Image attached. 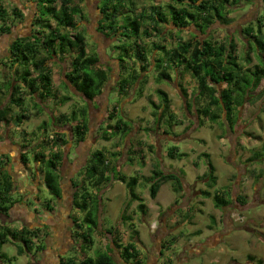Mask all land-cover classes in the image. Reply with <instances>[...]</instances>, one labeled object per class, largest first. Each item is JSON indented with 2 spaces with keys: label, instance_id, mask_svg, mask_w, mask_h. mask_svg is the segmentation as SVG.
Listing matches in <instances>:
<instances>
[{
  "label": "rangeland",
  "instance_id": "374dc122",
  "mask_svg": "<svg viewBox=\"0 0 264 264\" xmlns=\"http://www.w3.org/2000/svg\"><path fill=\"white\" fill-rule=\"evenodd\" d=\"M1 3L10 11L13 5H17L23 11L22 26L24 27V33H29L28 29L31 26L32 15L35 12L34 3L26 0H0ZM75 3L82 9L83 18L86 19L87 34L86 43L89 52L91 50H97L100 53V57L104 58L101 61L109 62L108 65L112 67L111 75L109 80L105 83L103 92L98 100L97 110L93 109L92 104L96 107L95 102H85L80 96H78L72 87L67 88L62 84L64 81L61 64L54 63L52 60L47 61L48 66L51 68L52 87L55 90L56 98H47L44 101H40L36 106H33L31 99L25 101L27 108V115L29 119L24 120L22 126L13 130H5L3 127L0 130V141H3L5 137L3 135L7 132H13L12 138L14 142L18 143L20 147L26 145L23 149L26 152V156L29 160V166L26 169V175L18 178V183L23 187L31 186L34 187L35 183V153L41 151L44 155V160L41 166L45 168L46 160L49 157V146L51 135L53 136L56 132L52 126V117H57L60 113H64L67 116L68 123L73 125L77 121L83 118L87 121L88 131L85 135L84 140H88L84 148L79 149L82 158H88L92 151L103 150L104 152H115L117 151L120 155L117 159L112 158L110 155L111 163H116L120 173H123L126 177L138 178L135 192L142 202L148 207L146 214L139 210L138 204L140 201H133L127 208L126 214L131 217V220L123 223L120 220L124 206L128 201L127 190L125 184L119 181H115L110 185L101 184V190L90 187L86 184L85 179L81 178L84 169L89 164V161L85 160L80 163L81 169L76 171L73 182L79 184L81 182L88 186V189L98 192L97 198H92L93 202L90 206L93 207L92 219L98 222V226L89 233L92 237L93 244L90 249H85V252L79 251V245L82 242L80 232L85 231L87 227H90L89 219L85 222L83 218L86 217L84 213L73 209L70 205V199L67 191V183L69 174L75 170L74 165L66 163L64 154H66L69 162L74 161L76 152V139L77 135H74L73 139L70 126L65 125L59 128L62 132L65 144L59 148L62 151V159L58 164V171L62 175L59 182L64 189L65 196L59 200L50 195L46 187L43 177L39 179V184L36 186V192L31 194L33 197L30 198L29 207L37 209V212L41 215L40 218L48 220L50 213H46L42 209L45 208L47 201H51L50 205L58 212L55 218L51 221L52 225L48 226V232L51 233L47 236L41 228L38 230V240H34L35 245H41L42 247L48 245L51 247L52 243L55 244V249L58 254H61L63 262L67 261L68 258L75 259L78 262L84 257H94L98 251H107V248L112 250V256L116 264H125L119 257V250L116 248L112 237L119 239L120 243L126 244L127 242H134L137 240V236L140 237L139 243H134L139 251V257L142 259L144 264H151L152 260L160 264L162 262H171L166 264H178V256L182 252L192 247L190 242H198L203 240L206 236H209L213 230L222 231L223 234H215L211 237L209 243L211 247L204 244V250L200 254L196 255L198 251L190 253V257L182 261V264H264V161L250 164L246 161L247 157L250 156L249 149L260 147L261 142L264 139V78L261 80L260 85L252 93L253 101L245 103L239 112V120L234 132L224 131L223 127L219 123L209 124L205 122L203 126L198 127L197 117L191 114L193 108L187 109L183 100L181 91H187L190 95L193 91L194 80L187 74L178 76L172 75V82H155V74L152 72L151 67L147 73L142 74V79L146 80L142 85L143 93L141 97L133 98V95L124 99L118 94L116 90L117 77V62L109 60V55H113V51L110 48L107 49L106 55H103V50L108 46V39L103 38L94 29L97 20L99 19V12L97 5L100 0H74ZM168 0H138L136 11L145 9V21L142 24L141 29L147 26L146 30L152 33L151 37H142L140 39L141 45H145L146 49L151 48L152 41H159L160 39L154 34L153 28L148 21L146 15L150 9V5L156 6L155 9L160 17H165V23L167 20L170 21L169 12L170 10L165 6V2ZM129 7H126V13L133 15L134 13L129 11ZM247 4L243 7L231 8L229 17L231 22L224 26L220 23H215L209 28L208 33L212 40L224 41L228 37L232 38L235 43L234 53L239 56V63L245 65L244 60L240 59V56H244L242 53L243 49H248V54L252 62H256L254 58L253 49H249L250 45L245 47L243 43L246 40V36L242 34V26L247 21H253L252 26L256 24V16L260 19L262 14L260 9L259 14H256V9L251 10L245 14ZM147 11V12H146ZM163 17V18H164ZM81 19H78V21ZM51 25L54 26V20ZM8 24L11 22L8 21ZM168 24V23H167ZM192 24V23H191ZM190 24V26H191ZM20 26V25H19ZM79 28L82 29V24H79ZM35 28H38L35 23ZM169 26L167 27L168 31ZM193 27L191 26V30ZM254 28H257L256 26ZM32 29V28H31ZM158 29L161 31L162 27ZM166 29V28H165ZM12 34H0V54L6 53L7 44L10 42L11 37L18 31V28L13 29ZM73 32V31H72ZM143 32V31H142ZM166 31H164L165 33ZM193 32H196L193 30ZM91 34V36H90ZM141 34V33H140ZM169 34V35H167ZM164 34L165 39L160 40L161 43L170 46L171 43L175 44V37H183L184 40L192 37L190 32L178 31L170 29V31ZM203 37L202 35H199ZM206 37V36H205ZM245 47V48H243ZM135 65V64H134ZM3 64H0V80L1 69ZM141 76V75H140ZM144 77V78H143ZM252 78L251 76H248ZM177 81V82H176ZM247 86L243 83V88ZM157 89L166 91L170 99V110L174 113V117L171 127L165 124L164 119L156 121L155 116L152 114L154 107L151 104L152 100L155 104L160 103V97L156 92ZM132 87L129 88L131 92ZM5 91V89H2ZM2 97V98H1ZM61 97H68L66 102L62 105H56L55 99ZM108 98V101L106 99ZM3 99V95H0V100ZM190 101V96H189ZM187 99V100H188ZM250 98L247 99V101ZM119 104L117 110L123 111L121 113L122 118L128 122L130 130L125 136L119 133V136L113 137L110 140L100 139L98 134L105 131L108 123L112 125L115 123L116 118L108 119L107 112L110 108ZM122 105V106H121ZM85 109L86 114L83 111ZM90 109V114H89ZM14 112L17 110L14 108ZM74 116L72 117V113ZM119 115V116H121ZM118 117V115H116ZM56 121L58 120L55 118ZM64 119V118H63ZM118 119V118H117ZM182 121L179 125L176 121ZM71 120V121H70ZM45 121L46 123H43ZM59 121V120H58ZM57 121V122H58ZM92 121V122H90ZM164 122V124H163ZM193 122L191 125L190 123ZM58 123L63 124L62 120ZM97 125L100 126L97 128ZM190 125V126H189ZM189 126V129L184 131V127ZM166 129L167 138H164V130ZM154 130V132H153ZM156 130V131H155ZM152 131V132H151ZM7 135V134H6ZM222 136V137H220ZM172 138V139H170ZM202 139L203 141H200ZM47 141L49 144H47ZM72 141V142H71ZM71 142V143H70ZM41 144L43 146H41ZM71 145V147H70ZM140 147V148H139ZM71 148V149H70ZM131 149L134 153H128ZM137 149V150H136ZM70 150V151H69ZM173 151V154H180L181 152L187 153L184 157L174 156L170 158L168 151ZM127 153H125V152ZM90 152V153H89ZM257 154L261 152V149L255 151ZM88 153V155H85ZM202 153H208L210 160L215 167V174L217 176V183L212 191L224 192L227 197L232 201L229 206L224 209L216 208L210 198L207 201H201L198 197V192L195 194L191 192H185L181 196L179 193H175L170 183H162L155 198H150L148 184L144 182V177L151 175L152 170H162L165 172H175L181 174L183 181L192 183L198 175H201L206 170L205 158H197ZM107 154V152H106ZM109 156V155H108ZM144 156V163L141 157ZM1 158V157H0ZM84 158V159H85ZM180 158V159H179ZM11 159V158H10ZM19 160V159H18ZM37 160V159H36ZM20 161V160H19ZM195 161L196 166L192 163ZM64 162V165H63ZM79 160H75L74 164L77 166ZM4 164V159L0 160V168ZM86 164V165H85ZM144 164V165H143ZM14 174H18L19 165L15 161L10 163ZM79 169V167H78ZM40 175V172H39ZM14 175V177L16 178ZM33 177V180H32ZM196 177V178H195ZM16 180V179H15ZM197 180V179H196ZM85 181V182H84ZM198 185L194 187L204 188V185L196 181ZM92 185V184H91ZM29 192L26 190L21 194L17 191H10L8 198L13 201H18L20 198L26 197ZM240 194L246 199V204L242 205L236 202V196ZM62 196V193H61ZM27 198V197H26ZM178 202H176V200ZM58 200L60 203H58ZM124 202V203H123ZM201 202V203H200ZM123 203V204H122ZM177 203V204H176ZM19 203H16L11 208L14 213L20 211ZM98 205V206H97ZM166 210V208H168ZM157 213V209L161 210ZM46 210V209H45ZM70 210L71 217L78 221L81 229H78L76 225L71 226L70 222L66 218V213ZM49 214V215H48ZM87 218V217H86ZM214 218V220H213ZM226 220V226L224 227L221 223L222 219ZM195 222V223H191ZM164 221L166 225L163 224ZM223 221V220H222ZM15 223V222H13ZM130 224L132 225L130 227ZM21 223H16V228L20 227ZM162 225H165V234L163 235L160 231ZM11 226V223L6 224V227L2 226L0 232H4L7 239H9V233L6 229ZM116 227V230L114 229ZM13 228V227H12ZM14 229V228H13ZM53 229L55 234L53 235ZM105 229H113V233H106ZM151 230V232H150ZM164 230V229H163ZM40 231V232H39ZM201 231V232H200ZM203 232V233H202ZM70 233V237L69 234ZM153 234V235H152ZM163 235L159 238L158 235ZM213 234V233H212ZM189 235V236H188ZM73 237V240H71ZM47 238V240H46ZM190 239V240H189ZM10 238L5 244L0 243V252L5 253L8 258L5 257L4 264H25L26 261L22 255L17 254V248L22 245L21 242H12ZM53 241V242H52ZM52 242V243H51ZM162 244V246H161ZM148 248V249H146ZM146 249V251H145ZM162 250L163 254L159 253ZM148 253V254H147ZM159 253V254H158ZM183 253V255H185ZM41 254L38 252L36 255L39 260H42ZM155 256H159L155 260ZM62 262V263H63ZM57 264V261H55Z\"/></svg>",
  "mask_w": 264,
  "mask_h": 264
},
{
  "label": "trees",
  "instance_id": "16d2710c",
  "mask_svg": "<svg viewBox=\"0 0 264 264\" xmlns=\"http://www.w3.org/2000/svg\"><path fill=\"white\" fill-rule=\"evenodd\" d=\"M26 1L35 5V12L31 21L32 29L29 35L14 37L9 43V54L0 61V64L4 65L1 69V77L3 78L0 80V95H3V99L0 100V130L2 127L4 129L11 126L18 128L22 126L24 120L29 119L25 104L28 98L32 100L34 107L47 98H56L55 90L52 87L51 68L47 61L52 60L54 63L61 64V72L64 78L62 84L67 88L72 87L74 92L85 102H93L99 97L112 71V67L108 65L109 62L101 61L104 58H100V53L96 49L91 50V52L88 51L85 41V34H87L86 19L83 18L82 9L74 0ZM137 2L138 0H100L97 5L100 17L96 22L95 31L108 39L109 43L105 51L110 48V51H113L116 56L114 58L113 55H109V60L116 61L118 64V80L115 87L122 100L132 95L133 98L142 96L143 87L140 85L146 82L142 79V74L147 73L150 67L155 74L156 83L172 82V75L180 77V75L187 73L194 80L193 91L190 95L187 91L181 92L185 98L183 101L186 108L188 110L193 108L191 114L197 117L198 127L203 126L205 122L209 124L219 123L224 131L234 132L241 107L245 103L253 101L252 93L264 78V0H262L260 9L262 17L260 19L258 16L255 18L257 19L255 24L257 28L252 26V21L244 25L241 30L247 40L243 45L245 47L250 45L249 49L255 51L254 58L256 59V62H252L248 49L243 47L245 48L242 51L244 56L242 58L240 56V59L244 60V66L239 63V56L234 53L235 43L232 38L227 37L224 41L212 40L207 33L215 23L228 25L231 22L229 17L231 8L240 5L243 7L252 0H168L165 2V6L170 10L171 22L167 20L168 24L164 22L166 20L165 15L164 18L160 17L155 10L157 7L150 5V11L146 15L157 38L164 40V34H167L170 29L188 31L192 35L186 40L183 37H175L176 43H171L170 46L161 43L160 40L158 42L152 41L150 49H146V46L141 45L140 42L142 37L149 38L152 33L146 30L147 26L141 29L147 18L145 19L144 7L141 11H136ZM127 6L129 11L134 13L133 15L129 12L126 13ZM23 17V11L17 5H13L9 11L0 1V34H9L11 24L15 21H22ZM51 19L54 20V26L51 25ZM78 19L81 20L78 21ZM8 21L11 24H8ZM35 23L38 28H35ZM79 24H82V29L79 28ZM190 24L196 32L191 30ZM159 26L162 27L161 31L158 29ZM164 31L166 32L164 33ZM243 83L247 85L244 88ZM130 87H132L131 92L128 91ZM156 92L160 97V103L155 104L150 100L154 107L152 114L156 121L163 118L165 124L171 127L172 122L170 120L173 119L174 113L170 110L168 93L161 89H157ZM248 98L250 99L247 101ZM67 99L68 97L55 99L56 105H62ZM119 106L116 103L107 112L109 120L112 118H116V120L113 125L108 123L105 131L98 134L100 139L110 140L119 136V133L124 134L123 136L129 133V124L121 115L123 111L117 110ZM14 108L17 112H14ZM82 112L86 114L85 109ZM73 114L75 113H72V117ZM55 118L59 121L62 120L63 124L58 123L59 121L57 120V122ZM52 119L54 123L52 126L56 132L50 138V144L53 142L49 146L52 152L46 160L43 179L49 194L56 198L60 196L61 190L58 164L62 159V151L59 148L65 144L59 128L69 125L72 137L77 135L76 142L80 143L85 139L88 125L83 118L71 125L64 113H60ZM175 122L179 125L182 124V121L177 119ZM43 123L46 122L43 121ZM190 124L192 125L193 122ZM189 126L184 127V131L189 129ZM164 133L167 134L166 129ZM199 140L203 141L202 139ZM47 144H49L48 141ZM41 146L43 145L41 144ZM259 148L261 152L255 154ZM106 152L99 149L91 152L87 158L89 164L84 169L81 179L86 178V182H84L90 187L99 189L98 192L101 190V184L107 186L115 181L124 183L128 201L120 215V220L125 223L131 220V217L125 215V212L133 201H140L138 208L142 213L146 211L145 204L142 202L143 199L137 196L134 189L138 183V178L126 177L118 171L119 168L116 163H111L110 155L117 159V156L120 155L117 151ZM131 152L134 153L133 150L129 149L128 153ZM249 152L251 154L246 161L250 164L264 161V139L260 147L250 148ZM177 153L173 154V151L169 150L168 156L174 158V156L179 155L182 158L187 155L185 152ZM201 156L205 158L206 165L205 173L197 177L198 182L203 181L202 184L204 185V189H201V195L210 198L216 208L224 209L230 205L232 200L224 192L212 191L217 183L215 167L208 153H202L197 158L199 159ZM0 157L1 161L4 159V164L0 168V212L6 213L14 203L21 201V198L18 201L8 198L10 191H14V180L5 168L6 164L10 162L9 158L1 155ZM19 158L25 167L28 162L26 152H20ZM35 158L44 159V155L36 153ZM193 164L194 166L197 165L195 161ZM143 179L149 185L150 198H155L161 184L166 182L171 184L170 187L175 193H179L181 196L185 193V181H183L181 174L153 169L152 174ZM85 183L81 182L74 185L76 191L72 207L84 213L87 217L83 218L84 222L86 219H89L90 222V227L79 233L82 240L79 246L81 252L91 248L93 240L89 233L98 226V222L92 219L93 207L90 205L93 202L92 198L98 200L99 195L98 192H95L96 190L88 189ZM235 200L239 204H246V199L240 194L236 196ZM50 203L51 201H47L45 204L46 210L53 209ZM74 225L81 229L75 219L73 220ZM114 229L116 230V227ZM6 230L13 243L17 241L22 243L17 248L18 255L29 252L34 256L44 247L34 244V240H38L39 228L21 226L18 229ZM41 230L44 232L43 229ZM105 230L107 233H113V229ZM9 239L4 232L0 233L1 244L7 243ZM112 242L119 250V257L122 261L144 264L138 258L139 253L134 242L122 244L119 239L114 238H112ZM5 257L8 258L5 253L0 252L2 264L6 260ZM11 257L13 256H9V258ZM62 262L61 264H115L110 248H107V251H98L94 257H84L78 262H75V259L73 261V258H68L67 261ZM166 263L169 261L161 264Z\"/></svg>",
  "mask_w": 264,
  "mask_h": 264
},
{
  "label": "crops",
  "instance_id": "0c3cea01",
  "mask_svg": "<svg viewBox=\"0 0 264 264\" xmlns=\"http://www.w3.org/2000/svg\"><path fill=\"white\" fill-rule=\"evenodd\" d=\"M22 0H19V2H21ZM20 25V26H19ZM11 28H10V33L9 34H13L14 33V31H13V29L15 28V27H17L18 28V31L17 32H15V34L11 37V39H10V41L14 38V37H16L17 35H19V36H22V35H29V33H30V31H31V26L29 27V29H28V31H29V33L27 34V33H25V34H23L25 31H24V27L22 26V22L21 21H15V22H13L12 24H11V26H10ZM106 101H108V98L106 99ZM124 100H122V102H123ZM92 106H93V104H92ZM122 106V105H121ZM94 110H96L95 108H94ZM91 112H90V109H89V114H90ZM90 122H92V121H90ZM93 123V122H92ZM163 124H164V122H163ZM100 126H98L97 125V128H99ZM9 129H11V130H13V132H15L14 130L16 129V127H13V126H11V127H9L7 130H9ZM6 130V131H7ZM156 131V130H155ZM13 132L12 133H10V135H9V132L7 133L6 132V137H5V139L3 140V141H0V155L1 156H6L7 158H9V161L10 162H8L7 164H6V169H7V171H8V173L12 176V179L14 180V191H17V192H19L20 194L22 193V192H24V191H28L29 193L28 194H26V197H24V198H22L21 199V201H19V202H17V203H19V208L20 207H22V209H20V211H19V209H18V211H15V213L13 214H11V215H5V216H3V217H1L0 218V228L2 227V226H4V227H6V224H8V223H11V226L10 227H8V228H16V223H21V224H23V225H21V226H24V227H27V228H33L34 226H42L43 224H45V225H47V227L48 226H50V225H52L53 224V222H52V224H51V221L55 218V216H56V214H58V212L56 213V211L54 210V209H52V210H45L46 208H43L42 210L43 211H45V214L46 213H50L51 214V216H49V218H48V220H47V218H46V220H44V219H42V218H40V214H39V212H37V209H34L33 208V210H32V208L31 207H29V201H30V198L31 197H33L31 194H33V193H35L36 192V186L39 184V179L43 176V173L41 172V164H42V160L40 161V159H38L37 158V160H36V158H35V168H36V174H35V181H33L34 183H35V186L34 187H31V186H25V187H23L21 184H19L18 183V178L20 177V176H25L26 175V169L28 168V166H29V160H28V162H27V164H26V166L24 167L23 166V164L21 163V161H19L20 160V152H24L25 150L23 149V147H20V145L18 144V143H15L14 142V138H12V136L13 135H15V134H13ZM152 132V131H151ZM153 132H154V130H153ZM164 138H167L168 136H167V134H165L164 133V136H163ZM170 139H172V138H170ZM87 142H89L88 140H84V141H82V142H80V143H78V145L76 146V157L74 158V161H73V163L72 162H69V159L67 158V156H66V154H64V159H63V161L64 160H66V163H68V164H73L74 165V168H75V170L72 172V174H69V176H68V179L66 180V183H67V185H68V187H67V191L68 192H70V193H72L73 194V197H74V195H75V191H76V188L74 187V183H73V179L71 180V178L73 177V173H76L75 171L78 169V167H80L79 165H80V163L82 162V161H85V160H87V157L84 159V158H82L81 157V152L83 151V150H79V149H81L82 147L84 148V145H86L87 144ZM70 147H71V145H70ZM82 148V149H83ZM140 148V147H139ZM137 150V149H136ZM51 150L49 149V155L51 154ZM36 153H41V151H38V152H36ZM35 153V154H36ZM90 153V152H89ZM34 154V155H35ZM85 155H88V153H86ZM11 158V159H10ZM144 156H143V158H142V160H143V162L142 163H144ZM19 159V160H18ZM79 159V161H81V162H79L78 164H77V166H75V164H74V162H75V160H78ZM13 161H15L16 163H18V165H19V169H21V170H19V172H18V174H17V176H16V174H14V172L15 171H12L11 170V168L9 167L10 166V163L11 162H13ZM193 163V162H192ZM63 165H64V162H63ZM144 165V164H143ZM206 171V170H205ZM205 171L201 174V175H203L204 173H205ZM39 172H40V175H39ZM14 175L16 176V178L14 177ZM201 175H198V176H196V177H199V176H201ZM18 177V178H17ZM195 177V178H196ZM16 179V180H15ZM197 179V178H196ZM196 179H194V181L192 182V183H187V182H185V185H184V189H185V192H191L192 193V190H193V193L192 194H195L196 192H198L199 194H198V197H199V199L201 200V201H207V197H203L202 195H201V189H204V188H200V187H194L195 185H198V183L196 182ZM32 180H33V177H32ZM60 183V182H59ZM124 184V183H123ZM76 185V184H75ZM60 188H61V190H60V196L58 197L59 198V200L61 199V198H63L64 196H65V194H63L64 193V189H63V187H62V185L60 184ZM77 189H79V188H77ZM213 190V189H212ZM61 193H62V196H61ZM72 194H70V197H69V199H70V201H74V198L72 197ZM185 194V193H184ZM68 195H69V193H68ZM100 196V195H99ZM72 197V198H71ZM59 200H58V203H60L59 202ZM176 200V199H175ZM176 202H178L177 200H176ZM124 203V202H123ZM122 203V204H123ZM201 203V202H200ZM16 204V203H15ZM14 204V205H15ZM177 204V203H176ZM12 206V208L13 207H15V206ZM148 206L147 205H145V208H147ZM161 209V208H160ZM167 209H169V207L168 208H166V210ZM12 209H9V211H11ZM159 211H162V209L161 210H159V209H157V213L156 214H158L159 213ZM146 212H147V210H146ZM146 212H145V214H146ZM69 214H70V216H69ZM144 213H143V215H145ZM49 215V214H48ZM66 218L69 220L68 221V223L70 222V225H72L73 224V217H71V213H70V210H68V212L66 213ZM213 220H214V218H213ZM223 220V221H222ZM221 220V223H222V225L225 227L226 226V220L223 218ZM215 221V220H214ZM13 222H15V223H13ZM191 223H195V222H192V220H191ZM163 224H165L166 225V222L164 221V223ZM165 225H162V227L160 228V231L161 232H163L162 234L164 235L166 232H165ZM20 226V227H21ZM20 227H18V228H20ZM17 228V229H18ZM164 229V230H163ZM48 230H49V227H48ZM210 231L213 233H211L209 236H206L203 240H201V241H198V242H190L189 241V244H191V243H193L192 244V247H190L187 251H186V253H184V252H182L181 253V255L180 256H178V264H182V261L183 260H185V259H187L188 257H190V253L191 252H194V251H198L197 253H196V255H198V254H200L201 252H203V250H204V244H207L209 247H211V244L209 243V241L211 240V237L212 236H214L215 234H223L222 233V231H218V230H213L211 227H210ZM113 232H115V231H113ZM150 232H151V230H150ZM201 232V231H200ZM0 233H3V232H0ZM53 235L55 234V230L53 229ZM203 233V232H202ZM51 234V233H50ZM49 234V235H50ZM113 234H115V233H113ZM49 235H47L48 237H49ZM153 235V234H152ZM163 235H161V234H159L158 235V237L159 238H162V236ZM189 236V235H188ZM49 238H53V237H49ZM113 238V237H112ZM46 240H47V238H46ZM141 239H140V237H138L137 236V242L139 243V241H140ZM190 240V239H189ZM136 241H134V243H137ZM53 242V241H52ZM51 242V243H52ZM48 246V245H47ZM46 246V248L42 251L44 254L42 255L41 254V257H43V259L42 260H39V258H38V256L35 254L34 255V259H36V260H39L41 263L40 264H55V261H57V264H58V260H59V258H58V253L56 252V250H54L55 249V244L54 243H52V245H51V247L49 248V247H47ZM161 246H162V244H161ZM136 247V249H138L137 248V246H135ZM146 249H148V248H146ZM146 249H145V251H146ZM203 249V250H202ZM138 253H139V251H138ZM160 253V252H159ZM158 253V254H159ZM183 253L185 254V255H183ZM195 253V252H194ZM140 254V253H139ZM148 254V253H147ZM161 254V253H160ZM163 254V253H162ZM22 256L24 257V258H26L25 260L27 261V259L30 257V255L28 254V253H24V254H22ZM33 256V255H32ZM159 256H155V260H157V258H158ZM138 258L142 261V259L139 257V255H138ZM185 258V259H184ZM152 260V262H151V264H153V263H156V261L154 262V260L153 259H151ZM26 261H24V262H26ZM169 262H171L170 260H168ZM167 261V262H168ZM124 262V261H123ZM143 262V261H142ZM125 264H132V263H126V262H124ZM0 264H2V263H0ZM161 264V263H160Z\"/></svg>",
  "mask_w": 264,
  "mask_h": 264
},
{
  "label": "flooded vegetation",
  "instance_id": "af4514ba",
  "mask_svg": "<svg viewBox=\"0 0 264 264\" xmlns=\"http://www.w3.org/2000/svg\"><path fill=\"white\" fill-rule=\"evenodd\" d=\"M261 6H262V0H252V2H250L249 4H247V8H248V10H246V12H245V14H247L248 12H250L251 10H253V9H256V14H259L258 13V10L259 9H261ZM240 7H242V5H240ZM258 16V15H257ZM256 16V17H257ZM251 22V21H250ZM249 21H247V22H245L242 26H244V25H246V24H248V23H250ZM97 25V24H96ZM95 25V27H94V29L96 30V26ZM224 26H227V25H224ZM85 28H86V30H87V27H86V25H85ZM101 35V34H100ZM17 36H19V35H17ZM16 36V37H17ZM22 36H25V35H22ZM90 36H91V34H90ZM102 36V35H101ZM103 37V36H102ZM104 38V37H103ZM10 43V42H9ZM9 43L7 44V47H6V53H5V55L4 54H0V61L1 60H3L4 58H6V56L9 54ZM106 48V47H105ZM105 48H104V50H103V55H106V51H105ZM101 58V57H100ZM109 64V63H108ZM117 71L116 72H118V69H116ZM111 75V74H110ZM110 77V76H109ZM117 77H118V75H117ZM108 80H109V78H108ZM107 80V81H108ZM104 87H105V84H104V86H103V88H102V92H103V89H104ZM70 88V87H69ZM74 90V89H73ZM9 91H11V90H9ZM102 94V93H101ZM100 94V95H101ZM9 97V96H8ZM93 102H95V105H96V107H94V104H93V109L95 108L96 110H97V107H98V105H99V103H98V100L97 99H94V101ZM92 102V103H93ZM70 128V127H69ZM5 130H7V129H5ZM3 137H6V133L3 135ZM71 140L73 139V137H71L70 138ZM72 142V141H71ZM70 142V143H71ZM76 144L78 145V143L76 142ZM71 149V148H70ZM76 150V149H75ZM70 151V150H69ZM125 152V151H124ZM125 153H127V152H125ZM75 156H76V152H75ZM64 157V156H63ZM79 160V159H78ZM81 162V161H80ZM83 162V161H82ZM81 162V163H82ZM69 163V162H68ZM82 167V166H81ZM81 167H79V169H77L76 171H79L80 169H81ZM42 168V167H41ZM43 169L44 168H42L41 169V172L43 173ZM75 171V172H76ZM58 174H59V176H60V178L62 177V175L59 173V171H58ZM74 175H75V173H73V177H74ZM43 177V176H42ZM73 177L71 178V180L73 179ZM74 184L73 185H75L76 183L75 182H73ZM70 194H72V193H70L69 192V197H70ZM72 197H73V194H72ZM71 197V198H72ZM56 198H58V197H56ZM74 198V197H73ZM15 204V203H14ZM13 204V205H14ZM70 206L71 207H73V201H70ZM12 205V206H13ZM12 206L9 208V209H11L12 208ZM9 209L6 211V213H4V212H0V218L1 217H3V216H5V215H11L12 213L14 214V211L13 210H11V211H9ZM69 216H70V214H69ZM2 219V218H1ZM23 225V224H22ZM71 226H73V224L71 225ZM33 228H41V229H43L44 230V233L45 234H47V235H49L50 233L48 232V227H47V225H45V224H43L42 226H34ZM106 231V230H105ZM107 233V232H106ZM69 235V237H70V233L68 234ZM73 240V237H71V240L70 241H72ZM112 241V240H111ZM46 243H45V245H44V247L41 249V251H43L45 248H46ZM80 246V245H79ZM79 248V247H78ZM40 251V252H41ZM79 251H80V248H79ZM162 252V250H160V253ZM28 254H29V252H28ZM32 253H30L29 255H30V257L27 259V261H26V263L25 264H40L41 262L39 261V260H36V259H34V256H32L31 255ZM61 254H63V252L61 253ZM61 254H59L58 255V258H59V260H58V264H61V262L63 261V259H62V256H61ZM0 263H2V261L0 262ZM116 264V263H115Z\"/></svg>",
  "mask_w": 264,
  "mask_h": 264
}]
</instances>
